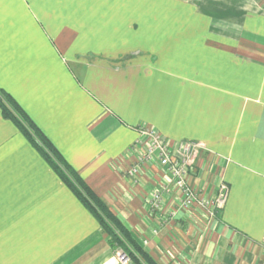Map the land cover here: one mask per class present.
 Listing matches in <instances>:
<instances>
[{
  "label": "crops",
  "instance_id": "obj_1",
  "mask_svg": "<svg viewBox=\"0 0 264 264\" xmlns=\"http://www.w3.org/2000/svg\"><path fill=\"white\" fill-rule=\"evenodd\" d=\"M0 91L158 264H264V0H0ZM147 127L204 147L190 182L228 186L214 217L151 209L161 171L126 172ZM120 251L0 108V264Z\"/></svg>",
  "mask_w": 264,
  "mask_h": 264
},
{
  "label": "built area",
  "instance_id": "obj_2",
  "mask_svg": "<svg viewBox=\"0 0 264 264\" xmlns=\"http://www.w3.org/2000/svg\"><path fill=\"white\" fill-rule=\"evenodd\" d=\"M140 136L131 149L135 152V161L126 172L128 176L137 178L145 175L151 166L161 171L159 183L162 188L150 195L151 209L159 211L165 198L171 195L179 208H200L208 218L214 217L223 208L228 195L226 184H222L217 197L211 199L202 196L190 182L192 173L197 171L199 156L205 150L199 142L184 141L173 144L161 133L148 127L140 129ZM118 257L122 264H129L131 261L123 251L118 253Z\"/></svg>",
  "mask_w": 264,
  "mask_h": 264
},
{
  "label": "trees",
  "instance_id": "obj_3",
  "mask_svg": "<svg viewBox=\"0 0 264 264\" xmlns=\"http://www.w3.org/2000/svg\"><path fill=\"white\" fill-rule=\"evenodd\" d=\"M0 108L3 115L19 127L26 138L55 168L63 181L99 219L113 247L121 249L130 258L132 264H158L79 174L66 163L23 109L10 95L2 91H0Z\"/></svg>",
  "mask_w": 264,
  "mask_h": 264
},
{
  "label": "rangeland",
  "instance_id": "obj_4",
  "mask_svg": "<svg viewBox=\"0 0 264 264\" xmlns=\"http://www.w3.org/2000/svg\"><path fill=\"white\" fill-rule=\"evenodd\" d=\"M122 251V250H121Z\"/></svg>",
  "mask_w": 264,
  "mask_h": 264
}]
</instances>
